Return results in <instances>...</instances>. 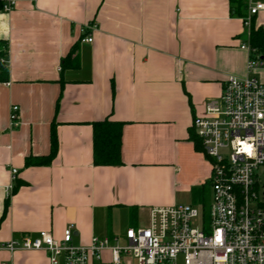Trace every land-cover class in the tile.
Wrapping results in <instances>:
<instances>
[{"label":"crops","instance_id":"1","mask_svg":"<svg viewBox=\"0 0 264 264\" xmlns=\"http://www.w3.org/2000/svg\"><path fill=\"white\" fill-rule=\"evenodd\" d=\"M15 1L12 12L0 10L9 70L0 83V242L41 231L61 240L71 225L77 246L93 237L122 244L128 229L148 225L151 208L210 207L211 164L196 147L193 121L229 76L252 77L242 49L251 27L236 0ZM252 24L264 29V10ZM106 119L124 123L121 166L94 164L93 124ZM53 129L56 158L27 166L50 155ZM3 262L50 264L45 251L3 252ZM99 264H113L110 251ZM120 264L135 261L123 256Z\"/></svg>","mask_w":264,"mask_h":264},{"label":"built area","instance_id":"2","mask_svg":"<svg viewBox=\"0 0 264 264\" xmlns=\"http://www.w3.org/2000/svg\"><path fill=\"white\" fill-rule=\"evenodd\" d=\"M2 10L10 13L15 0H3ZM264 10V4L248 6L245 25ZM87 26L83 33L93 31ZM92 43V37H84ZM248 73L264 69V60L255 57L249 44ZM10 128L20 126L19 107L10 109ZM202 151L211 164L212 190L207 215L192 204H175L150 209L146 227L125 233L126 244L93 237L90 245L73 244L74 227L61 240L49 232L0 242V253L45 251L50 264H99L110 251L113 264L131 257L135 264H264V83L257 78L229 76L218 99L208 101L205 115L193 121ZM18 170H10L9 196L15 190ZM1 264H11L3 262Z\"/></svg>","mask_w":264,"mask_h":264},{"label":"trees","instance_id":"3","mask_svg":"<svg viewBox=\"0 0 264 264\" xmlns=\"http://www.w3.org/2000/svg\"><path fill=\"white\" fill-rule=\"evenodd\" d=\"M248 0H236V10L242 19L247 17ZM4 1L0 0V10H2ZM248 44L255 50V57L264 60V29L256 27L252 24ZM7 44L0 42V83L6 82L9 78V70L5 58L7 56ZM75 51L65 58L63 66H71L70 59L75 56ZM123 124L121 122L111 121L106 119L101 122L93 124V151H94V164L95 166H109L117 167L123 164L121 157V134ZM197 149L202 150L200 139L197 135L193 138ZM52 149L49 156L40 160L28 159L27 166L31 165H49L56 158L58 151V139L55 129L52 131L51 136ZM210 185V184H209ZM15 191V190H14ZM204 214L207 215L208 206L204 204Z\"/></svg>","mask_w":264,"mask_h":264},{"label":"rangeland","instance_id":"4","mask_svg":"<svg viewBox=\"0 0 264 264\" xmlns=\"http://www.w3.org/2000/svg\"><path fill=\"white\" fill-rule=\"evenodd\" d=\"M252 78H257L259 81L264 83V69L252 74ZM259 173H260L261 180L264 182V168L260 169ZM206 202L208 205L210 204L211 200L209 197H207ZM146 225H147V223H144L143 225H140L139 227H146ZM139 227H137V228H139ZM132 228H134V227H132ZM122 244L123 245L126 244V241L123 240Z\"/></svg>","mask_w":264,"mask_h":264}]
</instances>
